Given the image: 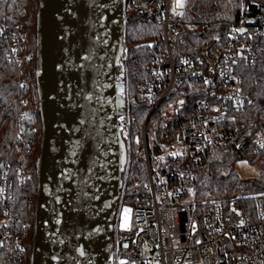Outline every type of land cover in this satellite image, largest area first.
Instances as JSON below:
<instances>
[{"label": "built area", "instance_id": "1", "mask_svg": "<svg viewBox=\"0 0 264 264\" xmlns=\"http://www.w3.org/2000/svg\"><path fill=\"white\" fill-rule=\"evenodd\" d=\"M185 3L186 0H122L124 32L128 16L138 24L160 27L155 46L161 45V54L138 90L142 99L155 102L150 112L177 95L187 79L201 83L206 96L196 104V116H187L178 128L181 159L166 155L158 147L150 153L144 135L138 140L147 184L144 193L128 206L129 223L125 228L119 227L121 195L107 264H264V192L241 204L210 201L198 206L192 202L194 168L203 161V148L229 142L231 132L219 124L231 121L230 113L251 103L242 85L240 66L264 67V12L251 15L246 11L221 38L205 42L195 53L177 55L174 35L182 22ZM124 41L116 81L122 88L119 94L127 102L126 32ZM118 124L128 129V109ZM236 128L245 135L237 142V150L247 155L250 149L256 160L264 163V128L254 123H241ZM186 159L190 167L181 165ZM154 172L161 173V197L165 200L161 204L154 192ZM8 174L9 163L0 158L3 203L9 198ZM18 223V218L5 210L0 220L1 249L23 251L20 235L25 232Z\"/></svg>", "mask_w": 264, "mask_h": 264}, {"label": "water", "instance_id": "2", "mask_svg": "<svg viewBox=\"0 0 264 264\" xmlns=\"http://www.w3.org/2000/svg\"><path fill=\"white\" fill-rule=\"evenodd\" d=\"M37 9L41 141L30 264H107L129 158L116 81L122 0H38Z\"/></svg>", "mask_w": 264, "mask_h": 264}, {"label": "trees", "instance_id": "3", "mask_svg": "<svg viewBox=\"0 0 264 264\" xmlns=\"http://www.w3.org/2000/svg\"><path fill=\"white\" fill-rule=\"evenodd\" d=\"M38 0H0V158L9 163L6 203L0 201V220L5 210L19 220L22 252L0 248L1 264H30L34 229V207L37 192L36 161L41 141L39 114L40 91L37 85L36 32ZM264 12V0H186L181 24L174 35L176 54L195 53L205 42L221 38L244 12ZM23 12L24 14H21ZM126 23L127 104L129 126L120 128L128 140L129 158L122 194V206H130L144 193L147 175L138 140L166 145L175 140L178 128L187 116H196V104L205 98L203 85L187 79L177 95L185 101L178 118L164 125L162 101L149 115L155 102L142 99L139 86L149 75V68L161 54L158 25H141L129 16ZM243 88L251 103L230 113L231 121L220 126L230 131L231 140L224 144L205 146L203 161L194 168L193 203L204 206L210 201L237 204L252 201L264 192V171L257 178H240L232 168L235 160L256 161L257 156L237 150V142L245 136L236 127L254 123L264 128V67L240 66ZM259 81L256 85L255 82ZM149 115V116H148ZM148 117V118H147Z\"/></svg>", "mask_w": 264, "mask_h": 264}, {"label": "rangeland", "instance_id": "4", "mask_svg": "<svg viewBox=\"0 0 264 264\" xmlns=\"http://www.w3.org/2000/svg\"><path fill=\"white\" fill-rule=\"evenodd\" d=\"M184 106L185 101L181 97L170 98L169 100L164 102L161 106V112L164 118V125H167L170 122L176 120ZM147 147L150 153L154 150V148L158 147L161 148V150H163L166 155L173 157L177 156L180 159L183 157V151L177 139L169 143V145H163L161 147L157 146L155 143H153L152 140H150ZM181 165L185 167H190L192 164L189 159H186ZM232 168L240 178L254 179L257 178L260 173L264 171V163L260 160L250 162L245 159H238L233 162ZM160 177V172H154L152 175L153 187L157 202L161 204L164 203L165 200L161 197V185L159 183ZM127 208V206H123L121 208L119 216L120 228H125L129 223V211L127 210Z\"/></svg>", "mask_w": 264, "mask_h": 264}]
</instances>
